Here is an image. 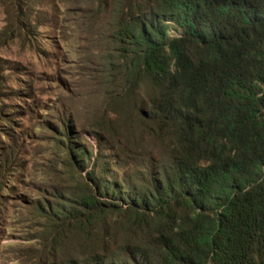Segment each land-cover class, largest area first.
<instances>
[{
  "label": "trees",
  "instance_id": "1",
  "mask_svg": "<svg viewBox=\"0 0 264 264\" xmlns=\"http://www.w3.org/2000/svg\"><path fill=\"white\" fill-rule=\"evenodd\" d=\"M16 8L0 36L26 29ZM72 8L97 153L62 125L25 264H264V0Z\"/></svg>",
  "mask_w": 264,
  "mask_h": 264
},
{
  "label": "rangeland",
  "instance_id": "2",
  "mask_svg": "<svg viewBox=\"0 0 264 264\" xmlns=\"http://www.w3.org/2000/svg\"><path fill=\"white\" fill-rule=\"evenodd\" d=\"M22 1L26 29L19 34L21 25L13 20L0 36V264H25L26 249L34 245L27 202L51 197L49 181L65 169L55 146L62 125L74 123L97 153L96 140L83 128L91 65L81 17L72 8L76 0ZM17 4L0 0V32Z\"/></svg>",
  "mask_w": 264,
  "mask_h": 264
}]
</instances>
